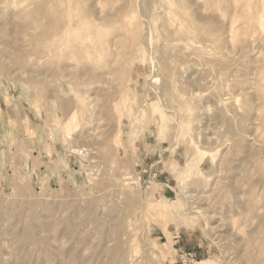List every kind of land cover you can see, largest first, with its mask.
<instances>
[{
	"label": "rangeland",
	"instance_id": "obj_1",
	"mask_svg": "<svg viewBox=\"0 0 264 264\" xmlns=\"http://www.w3.org/2000/svg\"><path fill=\"white\" fill-rule=\"evenodd\" d=\"M0 264H264V0H0Z\"/></svg>",
	"mask_w": 264,
	"mask_h": 264
},
{
	"label": "bare ground",
	"instance_id": "obj_2",
	"mask_svg": "<svg viewBox=\"0 0 264 264\" xmlns=\"http://www.w3.org/2000/svg\"><path fill=\"white\" fill-rule=\"evenodd\" d=\"M66 114V113H65ZM74 152H80V151H77L75 150ZM81 153V152H80ZM194 163V162H193ZM193 163L189 162V164L187 165V169H186V173L190 174L192 172V167H193ZM188 176V175H187ZM182 178V177H181ZM188 179V178H187ZM158 208L159 211H164V207H161L160 205H156Z\"/></svg>",
	"mask_w": 264,
	"mask_h": 264
}]
</instances>
